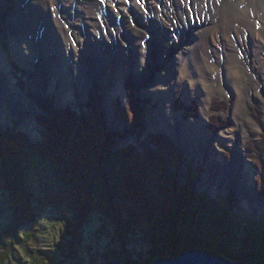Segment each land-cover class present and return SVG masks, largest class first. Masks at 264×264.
Segmentation results:
<instances>
[{"label": "rangeland", "instance_id": "1", "mask_svg": "<svg viewBox=\"0 0 264 264\" xmlns=\"http://www.w3.org/2000/svg\"><path fill=\"white\" fill-rule=\"evenodd\" d=\"M114 1L99 0L98 2L94 1L96 3H94L95 5H88L89 8L95 10L92 9L100 23L98 22L96 27L94 25V27H91L84 18L85 23H81L82 30L78 25L76 29L69 21H64L68 19H66L64 12L60 11L58 17L62 19L64 26L67 29L71 27L68 34L71 37L70 40L66 44L64 40L61 42L60 36L57 33L56 37L51 36L52 34L48 36L46 34L48 42L52 43L49 49H45V51L48 50L46 51L48 53H43V50H39L37 60L30 65H28V61H23L22 55L16 52L13 40L8 31H3V35L0 37V52H6L3 56L9 62L8 74L5 75L4 79L7 92L12 97L25 93V97L28 98L26 106L31 112L28 113L27 118V116L24 117L17 109L9 108L8 106L4 108L2 99L0 98V130L10 131L9 129H11L13 132H20L21 130L26 133L32 143H37L41 140V131H43V128L38 123L37 116L42 113L41 106H46L47 101H49L48 99L52 98V102H55L58 107L69 105L76 113L81 114V107L93 95L96 100L95 103L101 111L106 131H111L114 134L117 133L116 137L119 140V145L114 146V149L130 143L135 144L137 148H140L142 144L150 146L149 135L156 134L158 131L160 133L165 132L174 140L179 154L181 153L180 165L179 161L174 160V157H169L170 159L167 158L168 165L166 167L169 173L174 172V180L178 183L184 181L182 173L186 172V165L190 163L189 161L194 160L191 165L195 176L194 191L206 192L208 197L211 198H209V201L211 202L210 205L212 208L218 206V208L227 209L224 212L225 217H222L225 223L221 219L213 229L216 233H223L224 229H226V220L227 223H239L240 227H245L248 221L252 222L255 220V226L259 225L260 228H263L264 208L254 209L246 199L239 197V200H237L233 195L234 192L230 183H226L225 187L213 186L211 184L204 185L201 183L206 175L208 163L206 159L203 160L194 151V138L196 135H201L195 129L194 123L190 124L188 132L184 135L185 139L180 140L179 138V133L187 127V122L190 120H193V122L195 120L196 124L198 120H201L202 124L206 126V129L212 135L234 129V144L237 146L244 144L243 138L245 137V153L241 156L252 164L248 172L255 178V191L257 197L263 204L264 70L260 72L253 66L257 61L254 58V36L250 32V26L246 24L240 26L242 31L240 34L233 27L229 28L225 33H218V35L208 38L210 47H197L194 54V44L199 37L197 32L202 30L203 27H213L215 24H218L216 19L213 20V13L210 9L205 8L200 10L197 8V10L195 8L194 10L191 7L192 5H183V7L180 1L174 0L167 1L166 4H163L165 1H155L152 7L153 10L152 8H149V10L146 6L151 5V0H146L143 9L148 10V12L145 11V15L142 13L143 16L141 14L142 9L140 10L131 4H128V7L126 5L123 6L127 10V13H120V8L117 7V2ZM249 2L250 0L240 1L237 8H248ZM263 5L260 7L262 17H264ZM214 6L215 2H213V8ZM19 8L20 4L16 0H10L8 4H0L2 20L9 21L15 18V22H21L23 20L22 16H17ZM213 12L215 13L214 10ZM133 13L141 15L142 18L144 17L143 20L141 18L137 19V16H133L135 15ZM55 18L57 19V16ZM42 23L43 27H47V24ZM118 26L122 27V32ZM244 27L247 29L246 31ZM258 28H260L259 30L264 29V18L260 21ZM0 31H2L1 23ZM123 32L124 34H121ZM133 32L137 36L132 35ZM78 34L82 36L76 38ZM130 34L132 36H129ZM53 43L55 48H52ZM226 43L229 50L232 49L230 53H227L228 48L225 45ZM101 45L103 49H108L106 58H102L99 53H97L98 55L95 54V52H101L99 51ZM260 46L263 47V50L259 49L258 56H264V40L262 39H260ZM165 54L168 55L165 57L166 60L163 59ZM179 54L190 56V64L184 71L186 75L182 76L180 81L178 79L181 77L180 64L173 68L170 61L171 57L177 60V55ZM56 61L61 64L60 71L57 73V68H54L50 77L51 80L53 81L52 78L58 76V78L65 76L66 70L62 67L70 69L68 71L73 70L75 73L77 69L75 66L79 62L83 77L85 78V91L82 88L74 89L75 94L73 97L71 91L68 94L64 93L63 88L59 87L58 81L55 83V88L49 89L48 91L46 87L50 86L51 81L50 79H43L45 89L48 92L40 96L39 92H37L39 89L33 87L32 81L36 80L41 73V69L46 71L48 68H53L54 66L52 64L56 63ZM112 65L113 70L109 75L110 80L113 76L118 77V70L122 68L124 70L128 67L131 68L132 73L126 76L122 90L111 95L109 100L110 106L103 107L99 91L105 82L103 80L101 82L99 77L100 75H106ZM195 66H200V70L198 71L199 81L197 80V83H192L190 74L192 69V74L194 73ZM123 69L121 70L122 72ZM149 71L150 73H148ZM160 72H162L163 77L170 78L168 82H172L171 76L175 73L174 76L176 78L174 77V79H178L176 81H179V83L173 84L168 94L157 96L150 89L149 85H147V82L159 79ZM90 73L96 78L92 83H90L87 77V75L90 76ZM142 73H146L145 78L141 76ZM121 76H125V74H121L119 78ZM72 80H75L74 76H72ZM130 82L131 84L129 85ZM127 85L129 88L131 86L134 87V92L139 99H148L149 104L147 103L148 106L145 110V130H142V124L131 126L127 121L120 122L121 120H118L119 117L116 116L115 108L117 102H122V105L128 102L127 95L129 92ZM202 98L204 102L201 100ZM175 100H177L176 103ZM214 100H223L224 103H219V106L215 107ZM168 102L171 112L167 110ZM188 110L190 113H187ZM152 113L154 114L153 116ZM213 116H215L214 119L216 120L214 122L215 126L211 123ZM153 118H156L157 121ZM219 122L222 124H219ZM166 123H169L170 126L168 125V127ZM211 143L213 144L214 154L209 152L208 160L215 159L216 155L222 152L224 155L223 162L231 165L234 161L235 150L225 143L222 146H218L214 137L210 138L209 144ZM183 146H187L188 150L185 147L183 148ZM2 169L4 170L0 161V231L12 220V210L10 209L11 198L4 185L5 175ZM115 170L108 177L110 181H118L123 171L122 168H115ZM109 171L106 170L105 172L109 173ZM22 175L27 181V187L35 195L32 206L37 214L35 224L33 223V226L31 223L24 224L22 231L27 229V227H34L36 241H29L26 246L33 247L36 250L40 249L41 253L39 252V254L41 255L37 260L32 259L27 254L28 250L18 244L10 252L11 255L6 259L4 264H106L104 256L111 252H114L118 258L125 261V264H144L143 261L140 263L141 259H151L150 251L152 250L153 243L145 232L144 234L142 233V231H145L144 229H136L135 232L129 233L124 238L121 237L120 232L122 228L119 226L126 218L122 212L126 211V204L125 202L121 204L119 200L116 201L115 199H109L107 201L98 200L94 203L91 207V216L78 230L79 236L76 238L77 244L75 246L77 247V257L75 259L64 257L61 251L62 243L70 236L67 221L73 217V213L66 206L55 207L49 202V189L53 186L54 189L59 188L51 165L45 162L40 156L32 153L26 159V163L22 168ZM163 179L165 178L162 177L161 180ZM160 183L156 174H153L149 180V185L153 193L158 192ZM100 204L103 206H100ZM128 205L133 206V203ZM115 207L117 209H123L121 210L123 218L122 216H117L118 210L116 214L115 210H113L114 214L111 212V208ZM145 225L150 226L149 222H146ZM207 225L209 226L210 222ZM231 225L232 231H234V225ZM158 226L160 227L161 224ZM210 226L213 228V224ZM163 227L162 231L166 230ZM241 230L243 232H240ZM244 231L246 230L240 229L238 232L242 234L245 233ZM250 237L253 236L250 235ZM221 242L225 243L226 238L224 237ZM232 246L236 248L235 250L239 249L235 244ZM213 253L224 255L221 253Z\"/></svg>", "mask_w": 264, "mask_h": 264}, {"label": "trees", "instance_id": "2", "mask_svg": "<svg viewBox=\"0 0 264 264\" xmlns=\"http://www.w3.org/2000/svg\"><path fill=\"white\" fill-rule=\"evenodd\" d=\"M127 88L128 102L125 105L117 102L116 116L120 122L127 121L131 126L142 124V130H145L148 99H139L134 87L129 88L127 85ZM48 100L46 106H41L42 113L37 116L43 128L41 140L37 143H32L22 131L0 130V161L12 210L11 222L0 231L1 264H4L18 244L28 250L27 254L32 259L37 260L41 255L40 249L26 246L29 241L35 240L34 227L22 231L24 224L31 223L33 226L37 219L32 206L35 195L27 187V181L22 175L26 159L32 153L51 165L57 180L59 188L54 189L53 186L48 191L50 204L55 207L66 206L73 213V217L67 221L70 236L62 243L64 257H77L75 246L78 230L91 216L94 203L115 199L126 204V211H122L126 218L119 226L122 228L121 237L141 228L145 230L142 233L145 232L153 243L151 259H141L140 263L143 261L144 264H150L159 256H174L189 247H202L212 253H221L241 261L264 264V227L255 226V220L253 223L248 221L245 227L235 222L227 223L226 220L223 233H216L213 229L225 217L227 209L218 206L212 208L209 201L211 198L206 192L194 191L195 176L191 166L194 160L189 161L191 164L188 163L186 172L182 173L184 181L178 183L174 180V172L166 170L167 158L174 157L180 165L181 153L174 140L165 132L149 135L150 146L142 144L137 148L130 143L114 149V146L119 145L117 133L106 131L93 95L81 107V114L68 105L56 106L52 98ZM213 102L215 107L224 103L223 100ZM214 118L211 120L213 125L216 121ZM115 168H122L123 171L118 181H110L108 177L116 171ZM106 170H110L109 173ZM153 174L161 182L157 193H153L149 185ZM162 177L165 179L161 180ZM130 203L133 206H129ZM111 209L113 214V210L115 214L118 210L117 216L123 218L122 208ZM146 222L150 226L145 225ZM209 222L213 228L207 225ZM222 222L225 223L223 219ZM231 224L234 225V231ZM162 227L166 230L162 231ZM240 229L246 230L245 233L240 234ZM224 237L226 242L222 243ZM234 244L239 249L235 250L232 246ZM104 261L106 264H125L114 252L105 255Z\"/></svg>", "mask_w": 264, "mask_h": 264}, {"label": "bare ground", "instance_id": "3", "mask_svg": "<svg viewBox=\"0 0 264 264\" xmlns=\"http://www.w3.org/2000/svg\"><path fill=\"white\" fill-rule=\"evenodd\" d=\"M9 1L10 0H0V4H4V3L8 4ZM16 1L19 2V4H20V8H19V12L17 13V16H22L23 20L19 23L15 22V18H12V20H9V21L2 20L3 17H2V15H0V23H1V30H2V31H0L1 32L0 37L3 35V31L7 30L8 33L10 34L12 40H13V44H14V48L16 49V52L19 55H22L23 61L24 60H25V62L28 61V63H29L28 65L33 64L37 60V55L39 54V50H43V53H48V52H46L48 50L45 51V49H49L51 47L50 45L52 43L48 42L46 34H47V36L52 34L51 36L56 37V33H57V35L60 36L61 42L64 40V42H66V44L70 40L71 37L68 34H69V31L71 30L70 29L71 27L67 29L64 26V22L62 21L61 18L58 17L60 11L64 12L66 19H68V20H64V21H66V22L69 21L70 24H72V26H74L75 28L78 25V27L81 28V30L83 29L81 23H85V20H87V23H89V25L91 27H94V26L96 27L98 25L97 23L99 22L97 17H96V14H94V12H93L94 9L92 8L93 9L92 10L91 8L88 7V5H93L95 3L94 1L98 2L99 0H16ZM155 1L156 2L165 1L163 4H166L167 1L169 2V1H174V0H160V1L159 0L158 1L157 0H151L150 1L151 5L146 6V7H148V9L149 8L151 9L154 6ZM178 1H180L181 6L192 5L191 7L194 10H195V8L196 9L199 8L200 10L205 9V8L210 9L211 12L213 13V16H212L213 20L216 19L217 23H218V24H215L213 27H207V28L203 27L202 30L197 32L199 37L197 39V42L194 44V54L196 52L195 50L197 47L203 48L204 46H206V48H207V47L211 46L210 43L208 42V38H210V37L212 38L215 35H218V33H222V32L225 33L227 30H229V28H232V27L235 28V30L238 34H240L242 32L240 26L246 24L247 26H250V32L254 36V38H253V45H254L253 51H254V58L256 59L257 63L255 62V64L253 66H255V68L258 69V71H260V72H262L264 70V56L263 55L258 56L259 49L263 50V47L260 46V39L264 40V29L259 30L260 28H258V25H259L260 21L264 18V17H262L261 11H260L261 10L260 7L262 4H264L263 3L264 0H250L248 8L245 7L243 9L237 8L240 1H243V0H178ZM114 2H117V5H118L117 7L120 8L119 12L122 14L127 13V10H125L123 6L126 5L128 7V4L129 5L131 4L132 6L135 5L140 10L142 9L143 12L141 11V14L142 13L144 14L146 11L145 9H143V6H144V3L146 2V0H142V1L139 0V2H138V0H115ZM213 2H215L214 8H213ZM84 3H86V4H84ZM99 6H100V4H99ZM209 6H211V8H209ZM90 7H92V6H90ZM95 9H97V8H95ZM152 10H153V8H152ZM213 10L215 11V13L213 12ZM91 11H92V14H91ZM111 11H112V9H111ZM146 12H148V10ZM133 14H135V13H133ZM159 14H160V12H159ZM92 15H93V17H92ZM131 15H132V13H131ZM55 16H57V19L55 18ZM133 16H137V19L141 18L142 20L144 18V17L142 18L141 15H136V14ZM115 17H116V15H115ZM84 18H85V20H84ZM39 21H40V23H39ZM41 21L44 22L45 24H47V27L44 26L45 29H44L43 23ZM116 21H118V20H116ZM94 22H96V23H94ZM235 24H236V26H235ZM52 27H54L55 29ZM119 27L120 26H118V28ZM124 27H126V26H124ZM100 28H102V27H100ZM120 30L122 32V27H120ZM246 30L247 29L245 28V31ZM121 34H124V32ZM132 35L137 36V34L134 32L132 33ZM132 35L130 34L129 36H132ZM78 36L81 37L82 35L78 34L76 36V38ZM227 38H228V36H227ZM225 45L227 47V43ZM52 48H55L54 43H53ZM107 50H108L107 48L103 49L102 45H101L100 49H99V51H101V52H95V54L98 55L97 53H99V55H101L102 58H106V56L108 54ZM231 50H229V48H228L227 53H230ZM247 50L249 51L248 48H247ZM5 53H6L5 51L0 52V98L2 99L4 108H5V106L6 107L8 106L9 108L17 109V111L21 112V114H23L24 117L27 116V118H28V115H29L28 113L31 112V110L29 108H27V106H26V102H27L28 98L25 97V93L24 94L22 93L23 96L21 94L19 96L12 97V96H9V93L7 92V89H6V86L4 83L5 82L4 79H5V75L8 74L9 62L3 56V54H5ZM45 55H47V54H45ZM167 56L168 55L165 54L163 56V59H165V57H167ZM189 60H190L189 55H180V54L177 55V60L174 59V57H171V59H170V61L172 63L171 65L173 66V68L176 65L180 64V67H181L180 76L181 77L178 78L179 81L182 79V76L186 75L184 71L187 69V67L190 64ZM168 62H169V60H168ZM77 63L78 64L75 66L77 69H76V71L74 70L75 73L73 72V70L68 71L70 69H68L66 67H62L66 70L65 76H62L66 81L64 79L62 80V77L58 78L59 76L52 78L53 81L50 78L51 74L53 73L54 68H57V70H58L57 73H59V71H60V65L61 64H59L57 61H56V63L52 64V66H54L53 68L52 67L48 68V69H46V71H43L41 69V71H40L41 73L39 74V76L36 78V80L32 81L33 87L39 89V91H37V92H39V94L41 96V95L46 94L49 91V89L55 88L54 87L55 83L58 81L59 87L63 88L64 93L68 94L69 91H71L72 96L74 97V94H75L74 89L82 88L83 91H85V88H84L85 78L83 77L81 64L79 62H77ZM180 67H179V69H180ZM199 67L200 66L196 67L197 70L195 69L193 74H192V72H193V69H192V72L190 74L192 83H197L198 75H199L198 71L200 70ZM21 69H22V67H21ZM122 69L118 70V73H119L118 77L113 76V78L111 77L112 78L111 80L109 78V75L111 74V72L113 70V65H112L110 71L106 73V75H100L99 74L100 75L99 79H101V82H102V80H103V82H105L104 86H102V88L99 91L100 92L99 95L101 97V104L103 107L110 106L109 100H110L111 95L114 93H118L120 90H122L126 76L132 73V70L129 67L125 68V70L123 69V72L121 71ZM120 73L125 74V76H121V78H119L121 75ZM148 73H150V71ZM160 74H161V76H160ZM160 74H159V79L151 80V81L147 82L148 83L147 85H149L150 89H152L157 96L168 94L172 88V85L179 83V81L178 82L176 81L178 79H174L175 73H173L171 76L172 82H168L170 80V78L169 77H163L162 72H160ZM114 75H116V74H114ZM145 75H146V73L141 74V76L143 78H145ZM72 76H74L75 80H72ZM87 77H88V80L90 81V83L94 82L96 79L93 77V75L91 73H90V76L87 75ZM103 77H104V79H103ZM43 79H45V80L50 79V81H51L50 86L46 87V89L48 91L45 89ZM8 82L11 83L10 81H8ZM60 83H61V86H60ZM30 85H32V84H30ZM236 89H237V87H236ZM201 100H203V102H204L203 98ZM169 102L167 103V110H168V112H171ZM153 115L154 114L152 113V116ZM154 120L157 121L156 118ZM101 121H103V120H101ZM191 123H194L195 129H197L201 134L200 136L196 135V137L194 138V151L197 152L198 155L201 156V158H203V160L206 159V161L208 163L207 167H206V169H207L206 175H205V177L201 183L204 185L211 184L213 186L215 185L218 187H220V186L225 187L226 183H230L232 188H233V192H234L233 195L235 198H237V200H239V197L241 199H246L251 204V206H253L254 209L264 208L263 207L264 202L262 204V201H260V199L257 197V193L255 191V188H256L255 187V178L252 174H250L248 172V169L250 168V166L252 164L250 163V161H248L247 159H244L241 156L242 154L244 155V153H245V141H246L245 137L243 138L244 144L237 146L234 144V141H235L234 140V135H235L234 129L225 130V131L219 132L217 135H212L206 129V126H204L202 124L201 120H198L197 124H196L195 120H194V122H193V120H190L187 122V127L179 133L180 140L185 139L184 135H185V133L188 132V130H189L188 128L190 127ZM166 124H167V126L168 125L170 126L169 123H166ZM212 137L215 138L216 144L218 146H222V144L225 143L227 145H230L235 150L234 161L231 165L225 164L223 162L224 155L222 152L217 154L215 159H213L211 161L208 160L209 152L211 154H214L213 153L214 148L212 147L213 144L212 143L209 144L210 138H212ZM184 147L186 150H188L187 146H183V148Z\"/></svg>", "mask_w": 264, "mask_h": 264}, {"label": "water", "instance_id": "4", "mask_svg": "<svg viewBox=\"0 0 264 264\" xmlns=\"http://www.w3.org/2000/svg\"><path fill=\"white\" fill-rule=\"evenodd\" d=\"M150 264H255L226 255L214 254L206 248L189 247L174 256H159Z\"/></svg>", "mask_w": 264, "mask_h": 264}, {"label": "snow or ice", "instance_id": "5", "mask_svg": "<svg viewBox=\"0 0 264 264\" xmlns=\"http://www.w3.org/2000/svg\"><path fill=\"white\" fill-rule=\"evenodd\" d=\"M138 2H139V0H138Z\"/></svg>", "mask_w": 264, "mask_h": 264}]
</instances>
